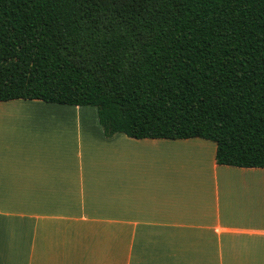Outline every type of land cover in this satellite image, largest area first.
<instances>
[{"label": "crops", "instance_id": "obj_1", "mask_svg": "<svg viewBox=\"0 0 264 264\" xmlns=\"http://www.w3.org/2000/svg\"><path fill=\"white\" fill-rule=\"evenodd\" d=\"M200 137H106L95 107L0 101V264H264V167Z\"/></svg>", "mask_w": 264, "mask_h": 264}, {"label": "trees", "instance_id": "obj_2", "mask_svg": "<svg viewBox=\"0 0 264 264\" xmlns=\"http://www.w3.org/2000/svg\"><path fill=\"white\" fill-rule=\"evenodd\" d=\"M14 99L263 168L264 0H0V101Z\"/></svg>", "mask_w": 264, "mask_h": 264}]
</instances>
